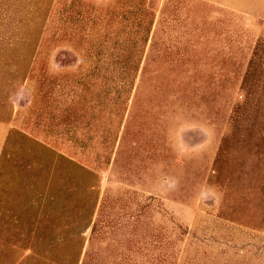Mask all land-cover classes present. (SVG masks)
I'll list each match as a JSON object with an SVG mask.
<instances>
[{
    "label": "rangeland",
    "instance_id": "374dc122",
    "mask_svg": "<svg viewBox=\"0 0 264 264\" xmlns=\"http://www.w3.org/2000/svg\"><path fill=\"white\" fill-rule=\"evenodd\" d=\"M0 124V264H264V0H0Z\"/></svg>",
    "mask_w": 264,
    "mask_h": 264
},
{
    "label": "trees",
    "instance_id": "16d2710c",
    "mask_svg": "<svg viewBox=\"0 0 264 264\" xmlns=\"http://www.w3.org/2000/svg\"><path fill=\"white\" fill-rule=\"evenodd\" d=\"M33 143H36V145H38V146H41L40 144H38L37 142H33ZM42 147V146H41ZM2 157H3V155H2ZM2 157H1V155H0V160L2 159ZM66 161V160H65ZM3 170V168L2 169H0V172ZM14 176V175H13ZM17 177L18 178H21L22 177V173L21 172H19L18 174H17ZM28 177V175H26L25 176V178L26 179H29V178H27ZM34 185H36V184H30V183H28V185L26 184V186H28L30 189L29 190H24L26 193H32V192H36V193H44L45 194V196L46 195H48V196H50L51 195V197H52V201H55L56 203H58L59 202V199L60 198H57L58 196L57 195H60V194H62V190L60 189V190H58V191H56V192H54L53 194H52V192L49 190V192H48V190L46 189V190H44L43 192H38V190H36L34 187ZM31 187L33 188V190L31 189ZM76 190V188H70L69 190H67V191H75ZM66 205L67 206H69V203H66ZM84 207H85V209L87 208V205H84ZM75 208H77L78 210H79V212H80V209H82L83 207L81 206V207H79V205H78V207H75ZM81 213V212H80ZM22 214L23 213H19V215L17 216V217H15L16 219V221H19L20 219H21V216H22ZM49 216H50V214H49ZM48 216V217H49ZM87 228V227H86ZM32 232L33 233H37V231L36 230H32Z\"/></svg>",
    "mask_w": 264,
    "mask_h": 264
},
{
    "label": "crops",
    "instance_id": "0c3cea01",
    "mask_svg": "<svg viewBox=\"0 0 264 264\" xmlns=\"http://www.w3.org/2000/svg\"><path fill=\"white\" fill-rule=\"evenodd\" d=\"M6 126L0 124V151H1V148H2V137L3 135L5 134L6 135Z\"/></svg>",
    "mask_w": 264,
    "mask_h": 264
}]
</instances>
